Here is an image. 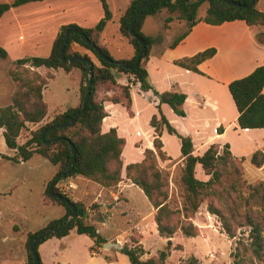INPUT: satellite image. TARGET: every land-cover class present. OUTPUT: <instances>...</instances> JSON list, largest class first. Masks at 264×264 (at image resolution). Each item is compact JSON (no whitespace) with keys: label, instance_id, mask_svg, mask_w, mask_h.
Masks as SVG:
<instances>
[{"label":"trees","instance_id":"trees-1","mask_svg":"<svg viewBox=\"0 0 264 264\" xmlns=\"http://www.w3.org/2000/svg\"><path fill=\"white\" fill-rule=\"evenodd\" d=\"M37 1L44 0H16L11 4L0 2V19L13 8ZM100 1L103 6L104 17L96 26L91 28H83L75 24L63 26L54 41L52 52L48 57H27L13 61L17 69L11 75L17 87L12 96L11 104L0 107V128L4 130L3 135L8 148L16 152L15 156H7V158L20 163L31 160L35 155H40L57 166L58 172L47 185V199L45 202L47 204L63 206L66 209V216L72 213V209L60 200L51 198L49 196V187L52 181L65 173L72 164L73 153L71 143L76 147V163L71 174L63 180L83 177L98 183L104 188L115 191L123 181L122 154L126 140L119 137L116 129H112L105 134L102 133L103 120L108 115L104 106L106 101L122 104L132 114V85H140L142 91L148 92L153 90L155 95L160 98L161 104H168L177 115L186 117V112L183 109V105L187 100L186 94L174 91L160 93L154 89L149 81L147 67L151 53L154 45L161 44L163 38L159 34L153 37L143 32V26L148 17L167 11L169 16L166 18L164 25V29L166 30L171 28V24L175 20L186 21V32L169 45L171 49H175L199 22H205L212 26H221L225 23L243 21L250 28H264V12L260 11L257 7L260 0H257L256 4L251 8L235 7L223 0L155 1L145 8L135 26L136 34L144 39L147 44V52L143 56L140 65L130 71L115 63L111 64L98 58L100 65H94L91 96L86 112L73 125L53 129L46 134L47 141L62 138L68 139L70 142L59 140L53 144H46L41 139L42 133L51 127L72 120L81 112L85 99L86 89L84 81L89 65L87 63H63L60 58L61 43L69 29L77 28L114 62H124L133 65L143 48L141 42L130 33V27L141 4L145 0H132L120 18V34L135 49L134 57L125 60H116L103 43V34L107 24L113 19V13L108 0ZM234 1L242 5H249L251 2V0ZM205 4H208L209 7L204 16L199 18V10ZM74 43L87 48L96 55L95 50L86 44L80 35L72 34L66 46L67 56L77 55L82 58L91 59L87 55H81L79 52L74 51L72 48ZM216 54V48H209L193 56L176 60L175 64L184 69L203 74L199 69V65L213 58ZM8 58V51L0 46V59L7 60ZM41 67L47 68L46 74L42 75L37 70ZM75 68L82 71L80 105L58 113L50 122H46L43 126L32 131L28 140L21 145L19 138L21 133L28 128V125H39L48 116L49 106L44 99V90L55 77L53 71L64 69L70 73ZM120 73L131 76L129 84L120 85L118 83L117 77ZM112 90H116V93L112 96L106 95L100 98L102 93ZM229 91L239 112V127L241 129H264V65L257 67L250 75L232 81L229 84ZM158 108L160 110L159 106ZM150 124L155 130L154 146L156 151L148 149L145 152V159L141 163L128 165L127 179L144 192L154 207V219L157 224L158 233L161 237L168 239V243L166 248L158 253V257L145 259L146 250L141 243L142 237L137 236L132 238V244H125L123 247H120L121 253L129 258L131 264H165L171 255L174 245L172 239L178 230H181L185 237H198L199 228L190 220V215L199 212L206 197H215L218 204L210 202L207 206V211L218 219L224 232L230 239L238 237L239 229L250 228L248 236H246V232H241V237H238V244L233 253L235 258L233 264H248L249 259H257L264 262V181L251 184L244 179L241 162H244L246 158L235 157L229 144L222 147L223 153H221L222 148L215 144L210 146L203 155H195L192 139L180 135L161 110L159 116H153ZM164 129H167L171 135H176L182 143L181 152L185 166L181 181L185 190V203L181 212L184 213L185 221L178 225L174 222V216L181 212L175 211L170 207L169 201L171 196L168 191V176L159 166V159L163 161L171 159L163 150L162 133ZM218 132L223 133L222 126L218 129ZM250 162L256 168H263L264 152L261 150L254 152L250 157ZM197 165H201L204 174L210 176L209 180H201L196 176ZM228 167L234 170L238 179L230 187L225 188L222 184V175L223 171ZM55 191L69 198L77 206L78 217L69 227L55 235L47 237L37 246L36 250L40 256L41 264L45 263L39 252L40 246L51 238L66 237L74 229H76L79 235L90 237L95 243L91 252L93 254H100L101 249L108 241L99 233L96 225L89 220L88 207L84 203L75 202L71 196L64 194L57 186L55 187ZM94 207H97V205H93L91 209H95ZM62 220L63 218L53 221L41 230L28 233L25 244L27 264H35L30 250L32 242L45 229L57 227ZM14 229L17 232L19 231L18 226H15ZM176 249H182V246L177 245ZM189 264H200V261L192 258Z\"/></svg>","mask_w":264,"mask_h":264},{"label":"crops","instance_id":"crops-1","mask_svg":"<svg viewBox=\"0 0 264 264\" xmlns=\"http://www.w3.org/2000/svg\"><path fill=\"white\" fill-rule=\"evenodd\" d=\"M14 1L16 0H0L2 3L9 4ZM131 1L108 0L113 13V19L107 24L103 34V43L113 57L115 48L113 47L112 40L115 38L109 39L108 30L110 25L113 24L117 29V34H120V18ZM262 2L263 0H260L257 7L260 11L264 12ZM24 12H26L25 14H29L26 20L16 22L17 16ZM167 13V11H163L158 15L148 17L144 23L143 32L148 36H157L161 30H164L166 18L169 16V13ZM203 16L204 14L199 16V18ZM103 17L104 10L100 0H44L31 2L11 9L0 19V46L8 51L9 58L14 61L24 58L23 55L19 56V54L15 55L13 53V48L11 49L10 46L15 45V42L22 47L29 42L27 46L30 45L33 50H31V53H27L25 55L26 57H46L51 54L54 41L63 26L75 24L83 28H91L96 26ZM151 17L155 19L157 31L154 33H146L145 29ZM180 25H187V23L186 21L175 20L171 24V28L165 31L164 45L163 43L154 45L147 68L149 81L155 90L160 93L174 91L187 95V100L183 105L186 117L177 115L168 104H161L160 98L155 95L153 90L144 92L140 89V85H132V114L122 104H115L109 101H106L104 104L105 111L108 115L103 120L102 133L105 134L112 129H116L119 137L126 140L122 154L123 181L120 183L118 189L115 191L104 188L98 183L83 177L67 180L68 183L73 185L68 195L75 202L84 203L88 207L89 220L96 225L99 233L109 241L113 240L114 237H107L102 234L100 225L102 227L107 225L103 217H111V213L117 210L122 203H127L129 199L125 193L136 186L127 179L128 165L141 163L145 159L146 150L151 149L156 151L154 146L155 130L150 123L154 115L159 116L160 110L180 135L192 139L195 155H203L210 146L215 144L221 148L229 144L235 157H251L257 150L251 153V155H242L243 153L241 152L246 144L241 145L238 141L234 143L229 137L230 120H233V123H236L238 126L235 128L236 132L240 131L244 134H264V129H241L239 127V112L229 91V84L232 81L244 78L250 75L257 67L264 65V43L260 42L264 41V28H250L243 21L225 23L221 26H212L205 22H199L175 49H171L169 48L172 38L171 34ZM17 26L20 27L17 29ZM237 30L245 31V36L248 37L246 44H243L244 52L247 53H244L242 56H240L242 47L236 49L235 47L231 48L225 45V41L230 37L234 38L240 35L239 32L235 34ZM17 31L25 35L18 38L9 37ZM167 33L171 35L169 38L166 37ZM45 34L48 35L44 38ZM120 37V40L125 39L121 34ZM45 41L46 43H44ZM44 46L45 50L43 52L45 53L42 54L40 52L44 49ZM72 48L81 55L89 56L95 64L100 65L97 57L87 48L77 43H74ZM209 48H216L217 54L199 65V69L203 74L184 69L175 64L176 60L193 56ZM134 55L135 49L131 54L127 53L125 56L117 57V60L131 59ZM42 68L45 67L37 70L41 73ZM45 69L47 73L48 70L47 68ZM78 70L81 72L82 85V71L80 69L75 68L70 73L64 71L67 74H72ZM55 71L57 70H54L53 73ZM130 78L131 76L129 74L120 73L118 74L117 81L120 85H127L129 84ZM81 85L77 89L78 103L69 108H75L80 105ZM114 93H116V90L104 92L100 98L106 95L112 96ZM143 114L146 124L145 128L141 121ZM221 126L223 127V133L218 132ZM2 131L4 130L2 129ZM162 141L164 144L163 150L171 159L166 161L159 159V166L163 171L172 172L178 165L184 164V158L181 152L182 143L176 135H171L167 129L163 130ZM201 171V165H197V177L207 181V175L202 174ZM44 204L59 207L57 215L48 221L45 227L51 222L66 216V209L63 206L47 204L45 199ZM93 205H97V207L92 210L91 207ZM121 215L126 218L129 214L126 210H123L121 211ZM154 215L155 209L150 203L146 215L139 212L134 214L135 220L131 231L137 230L141 233L140 227H148L150 219H153L152 226L155 227L156 225L157 227ZM128 224H131V222H128ZM38 230L28 231V233ZM74 233H77L76 229L72 230L66 237H54L43 243L39 248L43 262L45 264H65L66 262V264H78L77 259L72 261H65L63 259L64 253L70 249L69 238ZM48 244H57L51 254L48 252L49 249L46 248ZM94 245V241H90V247L92 248ZM119 259L120 255L117 256V262L109 263L103 254L95 255L91 252L90 256V261L94 264H118Z\"/></svg>","mask_w":264,"mask_h":264},{"label":"rangeland","instance_id":"rangeland-1","mask_svg":"<svg viewBox=\"0 0 264 264\" xmlns=\"http://www.w3.org/2000/svg\"><path fill=\"white\" fill-rule=\"evenodd\" d=\"M208 7V4L203 5L198 15L201 16L205 14ZM262 7L264 8V0L262 2ZM25 13L26 12L19 14L16 18V22L25 21L29 16V14ZM19 27L17 26V29ZM145 30L146 33H154L157 31V25L153 17L149 19V23ZM186 30L187 25H180L179 28L176 27L171 34V43L186 32ZM165 31L166 29L159 32V35L163 38V42L165 40ZM237 32H239L241 36L234 35V38L230 37L225 41V45L231 48L235 47L236 49L242 47V52L240 54V56H242L244 53H247L244 52L243 44H246L248 37L245 36L246 33L243 30H237L235 34ZM23 35L25 34L17 31L12 33L9 37L18 38ZM47 35L48 34H45L44 38L47 37ZM171 35L167 33L166 37L169 38ZM108 37L109 39L115 38L112 40V43L115 48L114 57L116 60L117 57L125 56L127 53H133V45L126 39L120 40V34H117V29L113 24L110 25L108 30ZM260 42L264 43V41ZM28 43L22 47L15 42V45L10 47L11 49L13 48V53H15V55L19 54V56L23 55L24 58H27L25 55L31 53V50H33L30 45L27 46ZM44 43H46V41ZM44 50L45 46L42 51L40 50V53H45L43 52ZM13 61L14 60L11 58L7 60L0 59V107L11 104L12 96L17 87L11 75V73L17 69ZM41 73L45 74L46 69L42 68ZM54 73L55 78L50 81L49 85L44 90V99L49 106L48 116L46 120L39 125H28V128L21 133L19 138V143L21 145L28 140L32 131L43 126L46 122H50L58 113L78 103L77 89L81 85V72L78 70L74 71L72 74H67L64 70L60 69ZM143 116L144 114L142 115L141 121L145 128L146 124ZM229 123H231L229 137L232 141L234 143L238 141L241 145L246 144L241 152L243 153L242 155H251V153L256 150L264 152V134H244L240 131L236 132L235 128L238 127L236 123H233V120H230ZM3 132L4 131L0 128V264H26L25 244L28 231H35L45 227L46 223L55 217L59 211V207L44 204V199H47V185L58 172V167L40 155H35L27 162L16 163L9 160L7 156L13 157L16 152L8 148ZM221 153H223V148L221 149ZM241 163L244 179L248 183L255 184L264 181V167L259 169L253 166L250 162V157L246 158V160ZM184 166L185 164L178 165L172 172L164 171L168 176V191L171 196L169 201L170 207L180 212L185 203V190L181 181ZM201 172L204 174L203 171ZM209 179L210 176H207V180ZM237 179V174L229 167L223 171L222 184L225 188L230 187ZM67 183V180H63L56 186L60 189ZM69 192L68 194H70ZM125 195H127L129 199L128 202L122 203L117 210L111 213V217H103L107 225L105 227L100 225L101 232L104 236L114 237L111 241L106 239L108 243L114 246L105 248L104 245L100 254H103L104 258L109 263L117 262V256L120 255L118 264H130L129 258L121 253L120 247H123L125 244H132L133 237L141 236V243L146 250L144 258L158 257V253L166 248L168 239L159 235L156 225L155 227L152 226L153 219L149 220L148 227H140L141 233L137 230L131 231V227H133L135 220L134 214L137 212L143 215L147 214L150 203L146 195L136 186L132 187ZM210 202L218 204L215 197H206L199 212L190 215V220L199 228L198 237H185L181 230H178L172 239L174 244L173 249L165 264H189L192 258L198 259L200 264L234 263L235 258L233 253L238 244V237H241V232H246V236H248L250 228L245 227L239 229L238 237L230 239L224 232L218 219L208 213L207 206ZM123 210H126L129 214L126 218L121 215V211ZM184 221V213L181 212L174 216V222L177 223V225ZM128 222H131V224H128ZM15 226L19 227L18 232L15 231ZM69 241L70 249L64 253L63 257L65 261L77 259L78 264H94L90 261L92 249L90 247V241H92L90 237L79 236L77 233H74L70 236ZM177 245H181L182 249H176ZM56 246L57 244H48V246H46V248L49 249V254L52 253ZM94 254L96 255L97 253ZM248 264H264V262L257 259H249Z\"/></svg>","mask_w":264,"mask_h":264},{"label":"water","instance_id":"water-1","mask_svg":"<svg viewBox=\"0 0 264 264\" xmlns=\"http://www.w3.org/2000/svg\"><path fill=\"white\" fill-rule=\"evenodd\" d=\"M155 1L157 0H145L140 8H139V11L137 12L136 16L134 17L133 19V22L131 24V27H130V33L135 36V38H137L143 48L140 52V54L138 55V58L135 62V64L133 65H129V64H126L124 62H114L112 59L108 58L103 52L102 50L97 47L93 42H91L89 40V38L84 35L83 33H81L77 28H72V29H69L65 36H64V39L61 43V47H60V58L62 60L63 63H70V64H73V63H87L89 65V68H88V71H87V75H86V78H85V81H84V87L86 89V92H85V99H84V102H83V106H82V110L79 114H77V116H75L72 120H70L69 122L67 123H64V124H60L58 126H55V127H51L47 130H45L43 133H42V136H41V139L44 143L46 144H53L55 143L56 141H59V140H66L68 142H70V140L68 139H62V138H58V139H55V140H52V141H47L46 140V134L48 131L50 130H53V129H57V128H64V127H69L71 125H73L77 119L82 116L86 110H87V106H88V102L90 100V96H91V87H92V83H93V78H94V65L95 63L93 62V60L91 59H87V58H82V57H79L77 55H70V56H67L66 55V46L69 42V39L70 37L72 36V34H78L81 36L82 40L88 44L89 46H91L94 50H95V56L99 59H102V60H105L107 61L108 63H115L117 64L118 66L122 67V68H125L126 70H134L136 69L140 63H141V60L143 58V56L146 54L147 52V44L145 42L144 39L140 38L136 32H135V26H136V23L137 21L139 20V18L142 16L145 8L154 3ZM224 2L232 5V6H235V7H243V8H251L253 7L257 0H251L250 4L249 5H242L241 3L237 2V1H234V0H223ZM71 148H72V153H73V161H72V164L68 167L67 171L61 175H59L54 181H52V183L50 184V187H49V196L51 198H54V199H58L60 200L62 203H65L67 204L68 206H70V208L72 209V213L68 214L67 216H65L62 220V222L57 226V227H50V228H47L45 229L31 244L30 246V250L33 254V257H34V261H35V264H41V260H40V256L39 254L37 253V246L43 242L44 239H46L47 237L51 236V235H55L61 231H63L65 228L69 227L72 222L78 217V209H77V206L67 197L57 193L55 191V187L56 185L58 184V182L60 180H63L65 178H67L71 172L73 171L74 169V166H75V163H76V147L73 143H71ZM111 246H114L113 244L111 243H107L105 245V248H109Z\"/></svg>","mask_w":264,"mask_h":264},{"label":"built area","instance_id":"built-area-1","mask_svg":"<svg viewBox=\"0 0 264 264\" xmlns=\"http://www.w3.org/2000/svg\"><path fill=\"white\" fill-rule=\"evenodd\" d=\"M73 188L71 183H67L63 188H60L64 194H68V192Z\"/></svg>","mask_w":264,"mask_h":264}]
</instances>
